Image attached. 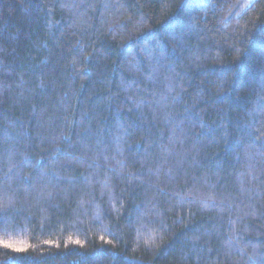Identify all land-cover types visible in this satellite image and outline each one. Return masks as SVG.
<instances>
[{"label":"trees","instance_id":"16d2710c","mask_svg":"<svg viewBox=\"0 0 264 264\" xmlns=\"http://www.w3.org/2000/svg\"><path fill=\"white\" fill-rule=\"evenodd\" d=\"M0 264H264V0H0Z\"/></svg>","mask_w":264,"mask_h":264},{"label":"snow or ice","instance_id":"6c2138e0","mask_svg":"<svg viewBox=\"0 0 264 264\" xmlns=\"http://www.w3.org/2000/svg\"><path fill=\"white\" fill-rule=\"evenodd\" d=\"M8 247H11V245H7ZM17 251H20V249H16Z\"/></svg>","mask_w":264,"mask_h":264}]
</instances>
